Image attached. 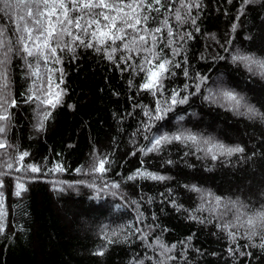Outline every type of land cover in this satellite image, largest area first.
Wrapping results in <instances>:
<instances>
[{
  "label": "trees",
  "instance_id": "16d2710c",
  "mask_svg": "<svg viewBox=\"0 0 264 264\" xmlns=\"http://www.w3.org/2000/svg\"><path fill=\"white\" fill-rule=\"evenodd\" d=\"M161 3L160 12L147 13V27L161 28L156 41L147 36L124 49L132 36L146 34L126 29L124 42L101 45L73 28L94 46L65 36L55 56L44 50L47 60L10 54L4 95L16 106L0 109L9 117L0 121V264H264V227L247 223L264 212V119L250 118L223 95L233 92L264 114V74L233 60H264V0ZM0 9V27L19 49L12 22L19 9H5L3 0ZM112 48L118 50L110 60ZM161 59L170 61L162 88L142 89ZM49 77L53 92H64L61 102L52 108L28 101L33 93L45 98ZM174 92L187 101L172 104ZM177 134L197 140L147 151L155 138ZM215 144L244 151L220 155ZM99 159L103 173L92 171ZM137 170L165 179H129Z\"/></svg>",
  "mask_w": 264,
  "mask_h": 264
},
{
  "label": "snow or ice",
  "instance_id": "6c2138e0",
  "mask_svg": "<svg viewBox=\"0 0 264 264\" xmlns=\"http://www.w3.org/2000/svg\"><path fill=\"white\" fill-rule=\"evenodd\" d=\"M250 0H244V4H248ZM5 9H19V12H13L12 20L15 25V35L16 43L20 45L19 49H14L11 40L7 36V29L0 27V109H3L4 112H7L5 105L9 107H15L16 101L13 99L9 101L5 98L4 89L7 88L8 83V74L7 66L10 62V54L14 51L16 54L23 53L25 54L24 58L33 57L40 55L42 58L47 60V56L44 52L45 49H48L53 56L56 55L57 48H61V43L63 38L68 36L73 41H80L85 47H93L94 45L91 42H85L81 39L79 35H74L72 29L75 28L78 32L85 34H90L91 38L98 41L99 44L103 45L108 41H111L115 44L116 41H125L128 33L126 29H131L135 33L143 31L146 35H134L131 40L123 43L124 49H129L130 45L135 46L139 41L141 44L146 42V37L151 36L153 41H156L157 37L153 35L154 33H160L161 28L157 27L154 29H149L147 23L152 17L147 14L152 11L160 12L163 7L161 0H14V3H11L10 0H3ZM183 3V0H182ZM157 6V7H154ZM185 7H199L198 0H193V3L190 5H184ZM101 9V11L96 12L94 10ZM4 11V9H0ZM241 11H243V5L241 6ZM22 13V14H20ZM75 13V15H74ZM176 19L182 21V17L179 15V12L176 14ZM192 23L195 24V19L192 20ZM93 26H95L93 30ZM138 26H142L139 27ZM162 26H168V20L165 18L162 21ZM235 29V25L233 26ZM168 35L172 36V29L168 28ZM55 45V46H53ZM64 47L68 51H73L71 44H64ZM63 50V48H61ZM117 48H112L111 52L108 53V59H112V54L116 52ZM97 51H100V48H97ZM151 51V49H148ZM174 54H178V50L174 49ZM155 55V54H154ZM158 58V57H157ZM234 61H240L245 63L249 67V71L252 70V65H256L261 69L262 74H264V60H257L254 56L251 55H236L233 57ZM59 63V59L56 60ZM149 64L152 63L151 60L148 61ZM170 61L167 59H161L153 68L149 69L148 76L144 84L141 85L142 89L153 90L157 88H162L161 80L164 74L168 71V65ZM178 66V65H177ZM31 68V65H28ZM38 73V69L33 71V75ZM187 75V73H185ZM203 80V78H201ZM62 82V80H61ZM52 80L51 77L48 79V90L43 93L44 99L41 100V96L32 95L28 96V101L33 99L40 101L42 104L51 106L55 108L62 99L64 94L63 90L53 92L52 90ZM187 87V86H186ZM199 90V85L196 86ZM56 88L59 89V85H56ZM32 91L31 89L29 90ZM224 97L234 102L233 106L236 109L241 107L246 108L244 114L252 117H260L264 119V114L259 113L258 110L253 108L250 105L243 104V97L237 96L233 92H224ZM177 93H173L172 104L180 103L183 104L187 101V97L183 99H177ZM159 106L157 111H159ZM147 114V113H146ZM50 113L45 112L43 119L38 125L39 129L43 128V121L48 118ZM161 117H157L159 119ZM9 117L7 115L0 114V121H6ZM6 131L5 126L0 124V133ZM172 140L182 141L190 140L195 142L197 137L188 134H177L174 136H160L155 138L152 141V146L147 149L148 152L158 151L161 145L165 143H170ZM205 143H208L205 141ZM5 147V142L0 141V148ZM212 148L218 149L220 155L231 156L234 153H241L244 151L243 148L228 147L223 144L212 145ZM212 148L209 151H212ZM143 151V149L141 150ZM28 153L25 152L21 154L20 159L27 156ZM212 159H217L215 153L212 154ZM106 161L104 159H99L97 165L92 169V171L103 173L106 171L105 168ZM12 165L9 164L8 167ZM31 172H39L40 169L36 166H29ZM54 171H62L63 169L59 166L53 169ZM148 177L153 180H164L165 177L155 175L148 172H142L137 170L133 176H130L129 179H135L136 176ZM113 187H118V185H113ZM17 188H23L22 184H17ZM16 195H20V192L17 191ZM217 205L220 204V198H216ZM235 203V202H233ZM3 212L0 210V218H2ZM257 220L261 223V226L264 227V212L258 213L257 218H249L247 223L250 227H255ZM225 227H228L225 225ZM3 231V225L0 224V232ZM113 236L116 235L114 232ZM252 235H256L255 232ZM111 243L112 241L109 240ZM261 247H264V243L261 244ZM168 251V249H165ZM97 255H103V251L96 253Z\"/></svg>",
  "mask_w": 264,
  "mask_h": 264
}]
</instances>
